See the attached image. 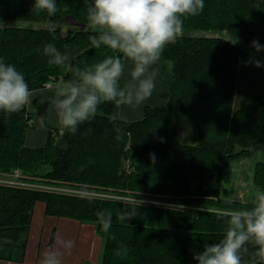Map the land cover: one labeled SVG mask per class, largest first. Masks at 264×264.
Instances as JSON below:
<instances>
[{"label": "trees", "instance_id": "trees-1", "mask_svg": "<svg viewBox=\"0 0 264 264\" xmlns=\"http://www.w3.org/2000/svg\"><path fill=\"white\" fill-rule=\"evenodd\" d=\"M56 2L59 11L49 16L46 11H32L34 0H0L1 19L46 23L69 9L76 22L87 26L67 32L0 26V61L23 72L30 89L44 88L53 77L55 81L69 80L73 76L70 67L94 64L112 54L88 41V36L95 34L87 20L92 0ZM204 3L198 15L184 18L183 34L163 50L172 66L169 102L165 107H147L141 120H123L116 105L105 102L75 134L63 128V148L55 144L54 131L44 146L29 148L25 136L32 116L27 107L11 115L0 112V175L19 169L30 181L66 183L121 195L129 191L150 199L168 197L165 200L198 209L178 211L143 204L137 208V217L122 222L117 215L130 207V202L0 185V241L24 248L34 207L42 201L47 215L95 225L103 241L98 264H198L193 252L224 235L227 224L221 214L251 207L250 203L228 200L225 186L231 180V163L264 145V91L236 107L240 63L247 54L228 41L186 32L225 30L234 38L264 45V0ZM245 7L248 19L239 24L233 12ZM48 43L69 53L65 66L48 63L44 53ZM257 53L264 57V50ZM186 122L196 135L189 143L182 142L178 132ZM150 154L155 155V163ZM253 182L264 190V159L254 167ZM105 209L113 213L108 231L97 218V212Z\"/></svg>", "mask_w": 264, "mask_h": 264}, {"label": "clouds", "instance_id": "clouds-1", "mask_svg": "<svg viewBox=\"0 0 264 264\" xmlns=\"http://www.w3.org/2000/svg\"><path fill=\"white\" fill-rule=\"evenodd\" d=\"M204 7V0H92L87 20L95 34L89 35L88 41L92 47H103L112 54L94 64L70 67L72 78L55 85L51 103L60 125L75 134L78 126L93 119L105 102L114 103L118 109L142 105L156 88L159 71L153 66L161 59L165 46L183 34L184 18L198 15ZM32 11H46L53 16L59 9L56 0H34ZM251 46L256 52L264 50L256 40ZM44 53L48 63L56 66H65L70 58L68 52H61L52 43L45 45ZM128 61L132 65L129 78L122 84ZM251 62L257 68L262 66L258 59ZM35 91L15 65L0 61V112H20L32 103ZM150 158L155 163V155L150 154ZM250 198L251 207L221 214L226 217L224 235L218 242L205 243L202 250L193 252L198 264H264V190L253 188ZM120 202L129 203L125 197ZM145 202L131 201L117 219L128 222L137 217V208ZM168 207L178 211L184 208ZM112 217L111 210L97 212L104 231L112 226ZM57 245L42 254L39 264H63L65 252H70L75 242L58 238Z\"/></svg>", "mask_w": 264, "mask_h": 264}, {"label": "crops", "instance_id": "crops-1", "mask_svg": "<svg viewBox=\"0 0 264 264\" xmlns=\"http://www.w3.org/2000/svg\"><path fill=\"white\" fill-rule=\"evenodd\" d=\"M131 62H126V68L121 83L129 78ZM153 67L158 68L159 75L156 79V88L152 96L137 107L122 106L119 116L126 121H138L144 116L147 107H165L169 102V84L171 81L172 66L163 57ZM55 81L35 91L32 103L27 105V110L32 116L33 126L25 136V146L38 148L46 144L49 133L63 127L59 123L56 109L51 103L54 96ZM43 101V102H41ZM43 118V124L41 123ZM57 144L65 143L61 136L57 137ZM63 148V147H62ZM73 240L75 246L70 252H65L63 264H98L101 258L103 241L97 233L94 224L82 222L67 217L50 216L45 212V204L38 201L34 207L32 221L28 232L27 243L24 248L13 245L8 240L0 241V264H39L42 254L57 245V239Z\"/></svg>", "mask_w": 264, "mask_h": 264}, {"label": "rangeland", "instance_id": "rangeland-1", "mask_svg": "<svg viewBox=\"0 0 264 264\" xmlns=\"http://www.w3.org/2000/svg\"><path fill=\"white\" fill-rule=\"evenodd\" d=\"M69 13V9L62 11L54 20H51L46 23H38V22H30L25 20H19V19H1L0 18V26L1 27H33V28H48L53 31H69L70 29H73L74 23L76 20L74 17ZM233 16L236 19V22L241 24V21L247 20L246 13H249L248 8L245 7L244 11H234ZM257 15H254L257 18ZM260 20V19H257ZM247 24L249 25V22L247 21ZM240 30L242 32V29L240 27ZM184 32V31H183ZM187 34H190L195 37H206L211 39H222L225 42L228 41L234 45H236L240 50L244 51L247 54V57L241 61L240 63V74L238 79V88H237V94H236V107H242L246 105L248 102H250L257 94L264 91V57L259 55L256 50L251 46L250 43L232 37L230 34H228L227 31H191L186 32ZM163 57V54L161 55ZM163 59H165L163 57ZM258 59L261 61L262 66L260 68H257L254 66V64L251 62L252 60ZM166 60V59H165ZM168 62V61H167ZM169 63V62H168ZM55 82V77H53L46 85H52V83ZM27 107V106H26ZM30 128L33 126V120L31 118L30 120ZM63 130V129H62ZM54 132H57L55 134V144L58 147H64L61 144H57V137L63 140V131L62 134H60L59 130H53ZM179 135L181 137L182 142L189 143L187 141H194L196 135L193 131V128L191 125H189L187 122L183 123L179 127ZM239 151V149H236ZM264 159V145L255 147L251 150L250 155H248L245 158H242L237 161H233L231 163V166L229 168L230 172V183L225 186V189L227 190V194L225 197H227L228 200L235 201L241 204H251V198H250V191L253 188L260 189V187L256 186L253 182V173H254V167L257 162L262 161ZM127 167L128 170L130 169V160H127ZM22 173V172H21ZM4 175H11L10 173H6ZM2 177V176H0ZM25 179L28 180L25 176ZM29 181V180H28ZM36 183H43L40 181H36ZM53 186L60 185V183L52 182V183H46L41 184L40 189L43 188L44 185H50ZM40 184L37 185L36 188H38ZM39 189V190H40ZM47 190V189H46ZM45 191V190H44ZM50 193H56L60 194L58 192L50 190ZM116 193L115 191H111ZM127 192V193H126ZM125 191L122 193V196L127 197L128 199L137 198V199H143L148 203L151 202H158L155 204H145V205H155V206H161L165 207L167 209H170L168 206H174V205H183V210L180 211H186V210H196L197 207L181 204L178 202H174L171 200H165L167 198L159 197L150 199L149 197H139L138 195H132L131 192ZM90 194L96 195L97 197L102 198H110L113 197L114 194L112 193H102L98 191H91ZM118 194V193H117ZM61 195H68L64 194V192ZM70 196V195H68ZM130 196V197H129Z\"/></svg>", "mask_w": 264, "mask_h": 264}, {"label": "built area", "instance_id": "built-area-1", "mask_svg": "<svg viewBox=\"0 0 264 264\" xmlns=\"http://www.w3.org/2000/svg\"><path fill=\"white\" fill-rule=\"evenodd\" d=\"M10 174L11 175H4V174L0 175V176H2V177H0V185H7V186H14V187L30 188V189L39 190L40 186H42L43 184H46V183H36V181L26 180L25 176L21 173V171L19 169L14 170ZM38 184H40V185L38 186V188H36ZM43 188H45V189H40V190H42V191L45 190L48 192H51L50 190H52V191L58 192L60 194H62L64 192V194H68V195L74 196V197H82V198L103 199V200L109 199V200L120 201L121 197H125V196H122L121 194H117V193H114L111 191L91 189V188H87V187H83V186H74V185H69L66 183H60V185H56V186H53L52 184L44 185ZM91 191H98V192H102V193H112V194H114V196L110 197V198L97 197L96 195L90 194L89 192H91ZM125 198L129 202L137 199V198L128 199L127 197H125ZM138 200H140V199H138ZM144 204H155V203L149 201L148 203H144Z\"/></svg>", "mask_w": 264, "mask_h": 264}, {"label": "water", "instance_id": "water-1", "mask_svg": "<svg viewBox=\"0 0 264 264\" xmlns=\"http://www.w3.org/2000/svg\"><path fill=\"white\" fill-rule=\"evenodd\" d=\"M74 26L75 27H78V28H80V29H82V30H84V29H86V24H84V23H82V22H75L74 23Z\"/></svg>", "mask_w": 264, "mask_h": 264}, {"label": "bare ground", "instance_id": "bare-ground-1", "mask_svg": "<svg viewBox=\"0 0 264 264\" xmlns=\"http://www.w3.org/2000/svg\"><path fill=\"white\" fill-rule=\"evenodd\" d=\"M79 186V185H78Z\"/></svg>", "mask_w": 264, "mask_h": 264}]
</instances>
